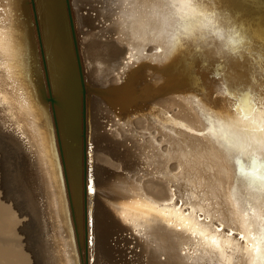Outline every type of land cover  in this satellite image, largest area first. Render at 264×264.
Returning <instances> with one entry per match:
<instances>
[{"label": "bare ground", "instance_id": "1", "mask_svg": "<svg viewBox=\"0 0 264 264\" xmlns=\"http://www.w3.org/2000/svg\"><path fill=\"white\" fill-rule=\"evenodd\" d=\"M69 1L85 96L66 0H35L38 24L31 0H0V264L122 263L114 245L129 244V229L143 239L134 264H264L263 89L253 86L254 99L235 107L222 81L199 68L208 89L199 106L175 96L131 105L138 92L120 85L121 70L132 48L167 50L165 0ZM78 2L103 6L78 15L85 9ZM174 2L175 15L191 17L177 19L185 31L210 19L206 0ZM255 2L264 9V0ZM173 61L167 50L161 71L146 68L133 87L152 76L171 90ZM228 63L227 77L237 81L241 74ZM168 111L177 112L168 119ZM187 128L205 133L197 138ZM177 178L195 212L235 237L199 224L195 213L161 207L173 200ZM155 219L196 232L200 242L157 232Z\"/></svg>", "mask_w": 264, "mask_h": 264}, {"label": "water", "instance_id": "2", "mask_svg": "<svg viewBox=\"0 0 264 264\" xmlns=\"http://www.w3.org/2000/svg\"><path fill=\"white\" fill-rule=\"evenodd\" d=\"M206 2L209 4L208 6L206 5V7L208 8L207 10L209 12L208 15H210V19L192 31L193 34L202 38V46L197 49L189 44V46L173 54L174 61L171 65H169L167 70H170L171 73L175 74L177 79L170 83L171 90H161V84H157V81H155L154 77L152 76L148 77L149 82H147L145 86L137 85L133 87L134 78L141 75V73H143L146 68L150 67L152 71L157 68L155 71H161L162 67H156V65L159 63L162 64L161 60L164 53L167 51L162 45H154L156 48L152 52L147 51L148 47H144L141 52H139L138 49L132 48L130 53L126 55L127 66L121 70V73L124 74V77L122 78L120 85H125L126 90L130 89L132 91L138 92L134 97L131 98V100H129V104L137 105L147 100L155 102L175 96L186 104H193L191 106L195 105L196 107L199 106L196 102L203 99V96L207 94L208 90L202 82L201 74H198L199 68L209 72L211 75L210 77L215 79L217 78V80L222 81L221 83L223 86L221 87V90L226 91L230 98L237 100L235 107L240 103H238V99L247 97L252 99L254 97L256 93H253V86L256 87V90L263 89L264 91V9L262 3L256 4L255 0H206ZM31 3L35 11L36 22L38 24L35 0H31ZM164 3L166 5L165 8L167 9L166 17L168 15L167 18L170 23V25L167 26V30L165 29V36L167 35V37L170 39L171 36L185 31L182 29L180 24H177V19H181V22L183 21V18L189 17L188 19H191V17L187 15H175V9L177 8V5L175 4L174 0H165ZM66 4L69 15L72 41L75 49L76 63L82 87V95L85 96L83 69L78 52L74 22L71 15L70 1L66 0ZM240 4L242 6L244 5V7L247 9V12H239L237 8ZM196 21L197 19H195V22ZM262 31L263 33H261ZM38 35L39 38H41L39 27ZM225 35L227 37H225ZM221 37L223 39H221ZM229 39H234L237 41V43L233 48H231V50H225L223 47L224 43ZM229 58L232 59L236 70H238L241 74L240 78H237L238 82H243L241 85H236L237 81L228 78L231 76L230 74H226L227 66L229 65ZM198 62L200 63V67H198ZM46 78L49 86L50 80L48 75H46ZM234 81L236 82L235 84H233ZM151 82H156V86L154 87ZM190 85L192 88H190ZM233 85H236V87H228ZM142 87L144 89L143 92L139 91L142 89ZM109 95L111 94H106V96ZM258 95H260V93H257L256 96ZM212 96L214 99H218L219 94L213 93ZM259 99L260 98H257V101ZM49 100L51 103H55L56 101L51 95ZM257 101H252V103L255 105V102L257 103ZM158 108V106H153L152 110L155 111ZM173 112L174 111H172V113L169 111L167 112L166 116L168 119L173 118ZM172 123L177 126V128H184L182 125L178 126L174 122ZM187 130L197 138L201 137L200 135H204L205 133V131L196 132L189 130L188 128ZM82 136L84 138V131ZM83 154L85 155L84 148ZM83 170L86 175V164H84ZM172 181V184L174 185L171 187L173 192V200L169 203H162L161 207H164V205L174 206L176 209L183 211L186 215H192V213H195L196 220L199 224L206 223L212 225L218 234L226 233L235 237L236 231L232 229L231 232H227L226 225L219 223L214 216L208 215V213L205 211L195 212V207L193 206V203L189 201V198L182 196L180 191H178V188L175 187L176 184L177 186L182 184V181L178 178L172 179ZM180 187L181 186H179V188ZM89 188L92 192L95 191V187H93L92 184L89 185ZM152 225L155 226L157 232H160L162 229L166 231L172 230L175 235L184 234L189 237L191 241L200 242V237L196 232H188L181 226H173L171 222L169 223L168 221L155 219L153 220ZM138 230L133 231L129 229L128 231H123V236L127 237L129 240L128 249L131 251L140 252V244L143 246L142 235L140 234V231L138 233ZM162 259L165 258L162 256Z\"/></svg>", "mask_w": 264, "mask_h": 264}, {"label": "snow or ice", "instance_id": "3", "mask_svg": "<svg viewBox=\"0 0 264 264\" xmlns=\"http://www.w3.org/2000/svg\"><path fill=\"white\" fill-rule=\"evenodd\" d=\"M221 39H223L221 37ZM202 38L193 34L191 31H182L176 35L171 36V38L167 41V50L169 54H175L181 49L189 46L191 44L192 47L199 49L202 46ZM237 41L234 39H229L224 43L225 50H231L235 46Z\"/></svg>", "mask_w": 264, "mask_h": 264}, {"label": "rangeland", "instance_id": "4", "mask_svg": "<svg viewBox=\"0 0 264 264\" xmlns=\"http://www.w3.org/2000/svg\"><path fill=\"white\" fill-rule=\"evenodd\" d=\"M78 4H80V7L81 6H83L85 9H83V10H81V11H79L78 12V15L80 14V15H86L87 14V12H89V15L91 14L92 16L93 15H95L94 14V12H96V10L98 9L97 7H102L103 5L102 4H98L97 2L93 5V7H95V6H97L96 8H94V10H91V6H89V5H86V4H83V3H81V2H78L77 3V7L79 8V6H78ZM99 5V6H98ZM88 6V7H87ZM84 10H85V12H86V14H84ZM89 10V11H88ZM90 11H92V12H90ZM94 11V12H93ZM90 15V16H91ZM100 24V23H99ZM98 30H100V26H98ZM102 121H104V120H102ZM113 245V244H112ZM116 248H118L119 246V249L118 250H122L121 252V254L118 256V257H116V260L118 261V260H121V262L122 263H120V261H119V263L118 264H134L135 263V259L137 258V255H134L135 253H134V251H131L130 249H128V247H129V244L128 245H124V243H121L120 245H114ZM123 256V257H122ZM131 262V263H130Z\"/></svg>", "mask_w": 264, "mask_h": 264}]
</instances>
